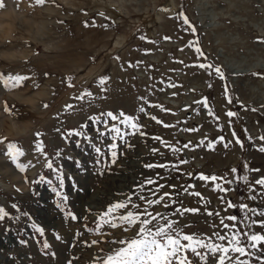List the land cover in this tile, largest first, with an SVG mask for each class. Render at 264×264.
I'll return each mask as SVG.
<instances>
[{
  "label": "rangeland",
  "instance_id": "obj_1",
  "mask_svg": "<svg viewBox=\"0 0 264 264\" xmlns=\"http://www.w3.org/2000/svg\"><path fill=\"white\" fill-rule=\"evenodd\" d=\"M3 2L0 73L28 79L15 88L0 80V207L7 213L0 220V264H100L122 246L119 240L137 236L138 226L97 230L108 206L129 197L132 204L116 217L147 207L164 217L153 228L174 220L178 234L206 244L229 246L240 232L264 233L258 223L264 186L255 183L264 178V0ZM20 16L42 17L46 25L21 28ZM102 76L110 78L103 87ZM107 112H123L142 127ZM9 143L24 153L15 163L6 154ZM16 163L31 166L22 172ZM201 173L218 179L200 180ZM164 193L171 195L146 205ZM190 208L200 211H183ZM200 251L216 264L207 248ZM248 253L229 256L264 264V244Z\"/></svg>",
  "mask_w": 264,
  "mask_h": 264
},
{
  "label": "snow or ice",
  "instance_id": "obj_2",
  "mask_svg": "<svg viewBox=\"0 0 264 264\" xmlns=\"http://www.w3.org/2000/svg\"><path fill=\"white\" fill-rule=\"evenodd\" d=\"M37 5H44L46 0H35ZM6 7V4L3 0H0V9ZM101 16L104 13H100ZM184 22L189 23L188 18L184 17ZM142 39L144 37H141ZM165 39H169L166 37ZM200 51V49H197ZM203 53H201L202 55ZM119 59V56L116 57ZM199 68H212V65H205L203 63L198 65ZM215 71L223 76V73L220 68H216ZM28 77L22 75H11L5 76L3 73H0V80H3L6 87L15 88L18 87L21 82L27 80ZM110 78L107 76H102L99 78L98 83L103 87V85L108 81ZM174 86V85H173ZM89 97L92 96L91 92L86 93ZM78 99H83V96L78 97ZM143 99V98H142ZM47 107V105H45ZM71 107V106H68ZM6 107V111H7ZM141 112L144 111L143 108L140 109ZM104 115H107L111 118V120L116 121L120 120L121 123L129 125V127L139 131L142 125L138 124L134 117L126 115L125 113L121 112L119 116L113 114L112 112H107ZM228 116H235L237 115L234 112H228ZM123 118V119H121ZM99 120V117H96ZM152 119H156V117H152ZM160 122V121H157ZM107 123V121H105ZM168 126V125H165ZM112 130L115 131L117 135L120 134V128L116 125L112 126ZM187 131H196V129H186ZM72 132L69 133L71 135ZM76 135H81V133L76 132ZM143 135V133H141ZM37 135H41L37 133ZM156 139H160L156 137ZM264 140V137H261ZM223 140V137L220 138ZM239 142V141H237ZM227 147V145H225ZM189 145L185 144L184 148H188ZM117 148L116 144L110 145L111 156H112V163H116L117 159V152L115 149ZM7 155L11 157V160L15 163L19 157L23 156L24 153L21 149H19L15 143H9L7 145ZM37 150L43 151L42 142L37 144ZM173 151H179L180 149L172 148ZM101 150L100 148H96V152L99 153ZM153 151H157L153 149ZM260 151L264 152V147L260 148ZM181 163H188V161L182 160ZM31 166L30 163L25 165L23 163H16V167L20 171H25L27 167ZM48 168H52L51 162L47 164ZM145 167L152 168V167H168V165H152L148 164ZM236 170L233 169V172ZM199 179L203 181L212 180L215 181L218 178L216 176H206L203 173L199 175ZM245 179H247L245 177ZM148 184L154 183L152 180L146 181ZM231 183V181H228ZM257 185L264 186V178L258 179L255 182ZM137 187H142V185H138ZM160 187H163L162 185ZM175 187V186H172ZM217 188L220 186L217 185ZM57 195L62 196L63 199H67L66 196H63V193L57 192ZM170 193H164V196L160 197L159 199L155 200H147L146 205L151 206L153 204H160L164 197L170 196ZM195 195L199 196L200 193H196ZM140 200L144 201L145 198L143 196L138 197ZM132 204L131 198L125 201H118L108 206L107 210L103 212L100 216L101 224L98 225L97 230L102 225H110L112 228H117L121 226L126 227H137L138 232L136 238H131L128 241L119 240L118 243L122 245L118 249H116L111 254L107 255L100 261V264H192V261L188 257V253L190 252L192 255L197 257L200 260H203L205 264H207L208 257L204 255L200 250L207 248L209 253L216 259V264H243V262L239 261L238 259H233L229 256V252L237 253L240 255L250 254L248 253V248H258L260 244H264V233L262 234H254V233H244L240 232L238 235H234L230 240H228L229 246L218 245L214 243H204L202 240H197L191 234H178V229L176 227L177 222L174 220H165L163 225H157L155 228L152 227L153 223L159 219H163L164 217L161 214L157 213L153 215L152 213L147 211V207L144 208L143 211H126L125 213L121 214L119 217H116L114 213L119 209H128L129 205ZM231 206V205H230ZM137 209L140 208L139 205H134ZM242 208H247L248 205H241ZM184 212H191V213H198L200 210L198 208H190L184 209ZM178 214L179 210H178ZM208 215H213V213H207ZM72 216V219H77L71 213L69 214ZM261 216H264V211L260 212ZM7 216V213L0 207V220L4 219ZM229 220L237 221L236 216L228 217ZM117 220H119V224H117ZM223 223V221H222ZM253 223H257L253 221ZM262 226H264V220L258 221ZM35 227V226H34ZM225 228L232 227L235 228L236 225H224ZM37 231L43 234L44 229L37 227ZM243 236L245 239L249 241L248 244H243L239 237ZM220 240H226L227 237L223 235H219L218 237ZM57 239H60L57 236ZM189 242V243H185ZM97 241L93 240L92 244H96ZM44 248H48L49 244L45 241L43 243ZM264 259V257H262Z\"/></svg>",
  "mask_w": 264,
  "mask_h": 264
},
{
  "label": "water",
  "instance_id": "obj_3",
  "mask_svg": "<svg viewBox=\"0 0 264 264\" xmlns=\"http://www.w3.org/2000/svg\"><path fill=\"white\" fill-rule=\"evenodd\" d=\"M41 23L42 27H44L46 25V21L45 19H43L42 17L40 18H33V19H25L24 17H17L15 24L20 26L21 28H27V29H34L35 31L39 30L40 28H38V26L36 25L37 23ZM34 25H36L34 27ZM34 27V28H33Z\"/></svg>",
  "mask_w": 264,
  "mask_h": 264
}]
</instances>
